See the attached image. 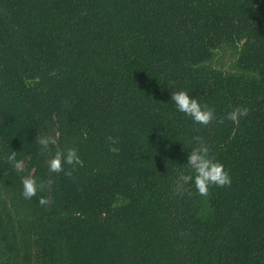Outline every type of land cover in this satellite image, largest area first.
<instances>
[{"label": "trees", "instance_id": "obj_1", "mask_svg": "<svg viewBox=\"0 0 264 264\" xmlns=\"http://www.w3.org/2000/svg\"><path fill=\"white\" fill-rule=\"evenodd\" d=\"M196 136L232 177L206 196ZM0 264H264V0H0Z\"/></svg>", "mask_w": 264, "mask_h": 264}, {"label": "clouds", "instance_id": "obj_2", "mask_svg": "<svg viewBox=\"0 0 264 264\" xmlns=\"http://www.w3.org/2000/svg\"><path fill=\"white\" fill-rule=\"evenodd\" d=\"M171 100L175 108L180 113L192 117L196 123L207 125L212 121L215 111L207 104L202 103L196 96L190 95L187 90H177L172 92ZM239 109H233L227 113L226 118L236 122L238 119ZM222 122V121H221ZM196 141V146L187 153V164L189 172L181 173L178 180L181 184L192 183L196 191L201 196H206L211 186H230L232 177L225 169V166L220 161L214 160L210 154V149L200 136L193 137ZM38 144L47 147L49 144H55L56 140L53 136H41L38 139ZM7 160L17 170L23 171V162L16 158V151H12L7 155ZM80 163L77 150L68 148L64 151H58L55 156L48 162L50 171L60 173L65 172L66 175H71L70 170L64 168L65 165L75 167ZM22 181V196L25 199H31L43 189V184L34 176L21 177ZM39 202L45 204L46 200L41 197Z\"/></svg>", "mask_w": 264, "mask_h": 264}, {"label": "rangeland", "instance_id": "obj_3", "mask_svg": "<svg viewBox=\"0 0 264 264\" xmlns=\"http://www.w3.org/2000/svg\"><path fill=\"white\" fill-rule=\"evenodd\" d=\"M227 62H228V58H226V59L223 61V63H226V64H227Z\"/></svg>", "mask_w": 264, "mask_h": 264}]
</instances>
